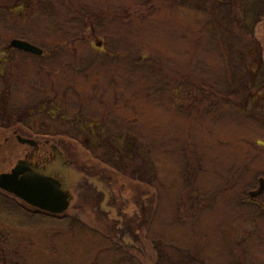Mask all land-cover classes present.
I'll list each match as a JSON object with an SVG mask.
<instances>
[{"label":"rangeland","instance_id":"374dc122","mask_svg":"<svg viewBox=\"0 0 264 264\" xmlns=\"http://www.w3.org/2000/svg\"><path fill=\"white\" fill-rule=\"evenodd\" d=\"M21 3L0 0V173L17 161L14 129L63 136L146 253L107 238L117 222L93 185L60 218L16 214L0 195V264H264V193L251 194L264 180V14L247 34L243 0Z\"/></svg>","mask_w":264,"mask_h":264},{"label":"flooded vegetation","instance_id":"af4514ba","mask_svg":"<svg viewBox=\"0 0 264 264\" xmlns=\"http://www.w3.org/2000/svg\"><path fill=\"white\" fill-rule=\"evenodd\" d=\"M254 19V17L252 18ZM259 21V20H258ZM13 137L18 146V157L17 161L24 160L28 164L35 166L37 169L44 171H49L51 176L59 180L62 184L64 182H69L71 184V190L74 191L73 194L78 196L83 192L87 187L95 186L97 190L102 194L103 201L106 199L107 195L109 196L105 208L100 206L101 210H104L108 219L116 221L118 218L121 225L125 222L123 217L117 216V210L114 209V206L111 207L108 205L112 198V193L110 187L107 186L103 177L98 175L89 174L86 167L77 166L74 159L68 154L65 146L64 139L58 137L56 140L47 138L44 134H29L20 131L19 129H14L12 134L6 135V139ZM27 140H33L27 141ZM60 154L62 155L61 160H59ZM65 163L68 164V167L65 166ZM15 164H13L8 170L3 172H9L12 170ZM69 171H68V169ZM66 171L68 174H66ZM264 186V183H263ZM264 193V189L260 194ZM264 201L262 202V204ZM30 208V207H29ZM32 209V208H30ZM115 223V222H114ZM118 227V226H116ZM114 228V225L111 226L112 233L107 235L109 240L114 239L117 243L122 242L127 247L135 249L143 255L146 253L145 246L134 238L137 235H129L124 229ZM114 233V234H113ZM139 235V232H137ZM115 236V237H114ZM140 237V236H139ZM118 240V241H117ZM115 243V244H116ZM115 246V245H114ZM117 250L121 247H115ZM122 249V248H121ZM143 252H142V250Z\"/></svg>","mask_w":264,"mask_h":264},{"label":"water","instance_id":"95a60500","mask_svg":"<svg viewBox=\"0 0 264 264\" xmlns=\"http://www.w3.org/2000/svg\"><path fill=\"white\" fill-rule=\"evenodd\" d=\"M10 45L33 54H43L42 48L24 39L14 38L11 40ZM27 141L33 142V140ZM61 157L60 154L59 160H61ZM65 166L68 167V164L65 163ZM66 174H68L67 171ZM263 183L264 181L261 180V187L257 191L251 192V194H260L264 189ZM0 188L27 204L54 215L65 213L70 208L73 198L69 182L65 181L62 184L59 180L53 178L49 171L37 169L23 160H19L10 172L0 174ZM108 198L107 195L102 205L103 208H105Z\"/></svg>","mask_w":264,"mask_h":264},{"label":"trees","instance_id":"16d2710c","mask_svg":"<svg viewBox=\"0 0 264 264\" xmlns=\"http://www.w3.org/2000/svg\"><path fill=\"white\" fill-rule=\"evenodd\" d=\"M227 1V0H226ZM236 2L238 1V0H235ZM30 2V0H22V3L21 4H24L25 5V3L27 4V3H29ZM200 7H202V5H199ZM243 6L245 7V10H246V16L244 17V19L242 20V21H239L240 23H239V26H240V28L242 29V31L243 32H245V33H247V34H251V33H253L254 32V30L253 29H250V24H251V22L253 21L254 23L255 22H257L258 20H259V18H260V16L261 15H263L264 13H263V10H261V12H260V8L262 7L263 8V6H264V0H243ZM260 7V8H259ZM253 17H255V20L254 19H252ZM214 23V22H213ZM254 25V24H253ZM216 40H219L220 42H221V40H220V37L218 36V37H216ZM227 60H228V58L227 57H225ZM228 62V61H227ZM259 62H261V63H258L257 65H256V70H255V72H256V74H255V77H256V79H258V80H260V79H262V81H264V66H263V61H262V59L261 58H259ZM227 68V70L229 69V66H227L226 67ZM228 73H229V70H228ZM164 82H163V87H164V91H166V90H168V87L170 86V84H171V82L172 81H170L169 80V82L165 79V77H164ZM232 80V77H231V75H230V73L228 74V83L230 84V81ZM177 84V83H176ZM173 85V84H172ZM230 86H231V84H230ZM177 91V90H176ZM176 91H174L175 93H177ZM234 92H236V91H234V90H229V93H234ZM115 130V129H114ZM117 131H119V132H117ZM114 134H115V131H114ZM126 136H128V137H130V135H129V130H122L121 131V129L120 130H116V136H114L116 139H118L119 141L120 140H122L123 138H125ZM70 138V137H69ZM66 142H65V140H64V146H65V148H66V150L67 149H69L67 146H66V144H65ZM70 150V149H69ZM67 152H68V150H67ZM70 154V153H69ZM70 156L71 157H73L74 155H71L70 154ZM109 157H110V159H113V156L112 155H110L109 154ZM75 161V160H74ZM111 162V161H110ZM76 163V162H75ZM111 165V164H110ZM123 165V163L122 162H118V164H115L114 163V168L115 169H117L118 170V172H119V174H120V176L122 177V178H124V177H126V178H128V179H131V180H133V179H135V177L132 175V174H130L128 171H126V170H124L121 166ZM80 167H83V166H80ZM84 168V167H83ZM132 173H134V174H136V170L135 169H133V171H132ZM125 179V178H124ZM136 180H138V181H140V182H144L143 180H141V179H138V178H136ZM149 181V180H148ZM110 187V186H109ZM0 195H3L4 197H7L5 194H3V193H0ZM10 202L11 203H9V202H7V204H10V205H12V203H13V210L16 212V214L17 213H29V214H32L33 212H31V211H29V210H26V209H24V208H22V207H20L19 205H18V203H16L14 200H10ZM7 204H6V206H7ZM35 214V216L37 215V216H43V215H41V213H34ZM117 214V216L118 217H123L124 219H125V222L121 225V223H120V221H119V219L120 218H118L117 220H116V226H118V227H116V228H119V229H124V230H126L127 232L126 233H128L129 235H131V234H133V227H132V225L130 224L131 222L130 221H128L127 219H126V217H125V215L122 213H116ZM130 222V223H129ZM134 235H137V236H134V238H136V240L137 241H139L140 240V237H139V235H138V233H134ZM142 243V242H141ZM142 250V249H141ZM142 252H143V250H142Z\"/></svg>","mask_w":264,"mask_h":264}]
</instances>
